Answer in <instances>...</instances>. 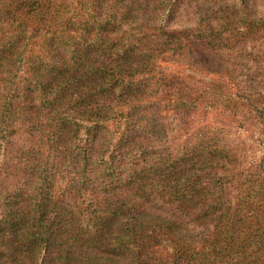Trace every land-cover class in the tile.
Here are the masks:
<instances>
[{
  "label": "trees",
  "instance_id": "trees-1",
  "mask_svg": "<svg viewBox=\"0 0 264 264\" xmlns=\"http://www.w3.org/2000/svg\"><path fill=\"white\" fill-rule=\"evenodd\" d=\"M181 1L0 0V264H264V16Z\"/></svg>",
  "mask_w": 264,
  "mask_h": 264
},
{
  "label": "rangeland",
  "instance_id": "rangeland-1",
  "mask_svg": "<svg viewBox=\"0 0 264 264\" xmlns=\"http://www.w3.org/2000/svg\"><path fill=\"white\" fill-rule=\"evenodd\" d=\"M222 5L234 8H245L247 13L252 17L255 13L257 16H264V0H182L178 4L174 19L168 29L177 30L195 27L200 22H203L202 18H205V16L202 17V12L206 10H218ZM215 21L217 20H212V22ZM146 31L147 30H144L143 33ZM137 33L138 30H134V34ZM179 46L175 50L160 55L159 63L162 66H169L170 70L175 69L181 71L186 68H192L197 71L211 73L216 78L220 77L222 74L228 73L234 68L225 52L221 51L218 46L209 45L192 34L185 36ZM166 113L171 114L172 110L165 109L164 114ZM208 120L213 124L216 122L222 124L226 123L224 119L216 114L210 115ZM220 129L223 130L221 127ZM224 132V136H227V141L231 139V137L240 139L239 142L245 141L244 135L239 136L229 128H226ZM240 148V154L243 156V146H240ZM154 202H161V198L156 197ZM211 229L212 227L210 225L189 226V232L193 236V241L196 243L199 242L203 234L209 233Z\"/></svg>",
  "mask_w": 264,
  "mask_h": 264
}]
</instances>
